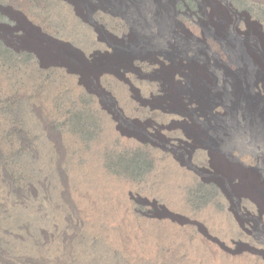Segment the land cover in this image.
Here are the masks:
<instances>
[{"label":"rangeland","instance_id":"obj_1","mask_svg":"<svg viewBox=\"0 0 264 264\" xmlns=\"http://www.w3.org/2000/svg\"><path fill=\"white\" fill-rule=\"evenodd\" d=\"M179 1L0 0V264H264V0Z\"/></svg>","mask_w":264,"mask_h":264},{"label":"bare ground","instance_id":"obj_2","mask_svg":"<svg viewBox=\"0 0 264 264\" xmlns=\"http://www.w3.org/2000/svg\"><path fill=\"white\" fill-rule=\"evenodd\" d=\"M180 1H183V0H180ZM180 1H179V2H180ZM177 6H178V4H177V2H176L175 5H174V7L177 8ZM234 12H235V10H234ZM175 13L178 15L179 11L176 10ZM239 20H240V16L237 15L236 22H239ZM12 37L17 38L16 35H13ZM233 59H234V58H233ZM236 61L239 62L238 59H236ZM187 77L190 78V76H187ZM198 97H200V96H197V98H198ZM248 182H249V181H248ZM247 184H249V183H247ZM250 185H252L251 182H250ZM249 187H250V186H249Z\"/></svg>","mask_w":264,"mask_h":264}]
</instances>
